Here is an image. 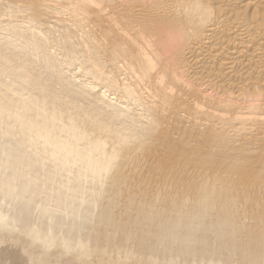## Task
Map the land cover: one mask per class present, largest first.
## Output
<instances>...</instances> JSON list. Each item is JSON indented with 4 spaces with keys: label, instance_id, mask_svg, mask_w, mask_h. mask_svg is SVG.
I'll list each match as a JSON object with an SVG mask.
<instances>
[{
    "label": "bare ground",
    "instance_id": "6f19581e",
    "mask_svg": "<svg viewBox=\"0 0 264 264\" xmlns=\"http://www.w3.org/2000/svg\"><path fill=\"white\" fill-rule=\"evenodd\" d=\"M0 264H264V0H0Z\"/></svg>",
    "mask_w": 264,
    "mask_h": 264
}]
</instances>
